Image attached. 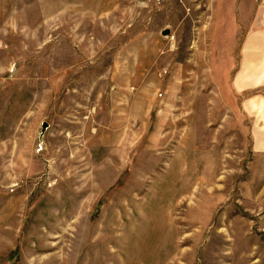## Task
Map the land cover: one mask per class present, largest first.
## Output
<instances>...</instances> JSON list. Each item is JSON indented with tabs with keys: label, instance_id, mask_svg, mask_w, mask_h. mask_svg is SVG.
Instances as JSON below:
<instances>
[{
	"label": "rangeland",
	"instance_id": "1",
	"mask_svg": "<svg viewBox=\"0 0 264 264\" xmlns=\"http://www.w3.org/2000/svg\"><path fill=\"white\" fill-rule=\"evenodd\" d=\"M256 4L0 0V264H264Z\"/></svg>",
	"mask_w": 264,
	"mask_h": 264
},
{
	"label": "crops",
	"instance_id": "2",
	"mask_svg": "<svg viewBox=\"0 0 264 264\" xmlns=\"http://www.w3.org/2000/svg\"><path fill=\"white\" fill-rule=\"evenodd\" d=\"M245 6V5H244ZM260 6L258 15L251 22L244 36V41L240 48V62L232 77V87L236 93L243 94L246 91L264 87V4ZM254 97H261L255 100L245 98L242 102L244 113L256 119L255 125L251 131L254 150L264 152V132L258 138V144H262L263 148L257 146L255 129L264 124V95L258 94ZM253 97V98H254ZM263 97V98H262ZM250 100V101H249ZM251 111L247 109V102ZM262 108V110H261ZM258 119L260 121H258Z\"/></svg>",
	"mask_w": 264,
	"mask_h": 264
},
{
	"label": "water",
	"instance_id": "3",
	"mask_svg": "<svg viewBox=\"0 0 264 264\" xmlns=\"http://www.w3.org/2000/svg\"><path fill=\"white\" fill-rule=\"evenodd\" d=\"M167 33H168V31L164 32V34H167ZM46 128H47V124H44L43 131L46 130Z\"/></svg>",
	"mask_w": 264,
	"mask_h": 264
},
{
	"label": "built area",
	"instance_id": "4",
	"mask_svg": "<svg viewBox=\"0 0 264 264\" xmlns=\"http://www.w3.org/2000/svg\"><path fill=\"white\" fill-rule=\"evenodd\" d=\"M137 1H144L145 2V1H150V0H137Z\"/></svg>",
	"mask_w": 264,
	"mask_h": 264
}]
</instances>
